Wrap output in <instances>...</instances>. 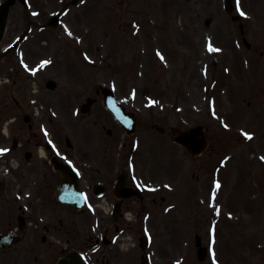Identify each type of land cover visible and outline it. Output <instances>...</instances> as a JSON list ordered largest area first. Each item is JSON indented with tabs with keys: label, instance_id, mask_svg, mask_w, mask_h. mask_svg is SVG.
<instances>
[{
	"label": "rangeland",
	"instance_id": "1",
	"mask_svg": "<svg viewBox=\"0 0 264 264\" xmlns=\"http://www.w3.org/2000/svg\"><path fill=\"white\" fill-rule=\"evenodd\" d=\"M62 1L30 0L29 10L47 12L56 7L58 11ZM71 1L65 0L71 8L68 23L72 36L66 37L63 27L50 32L45 48L47 56L59 58L62 70L59 90L65 98L75 97L74 107L81 105L88 93L95 97L101 86H107L137 113L140 123L135 137L140 143L136 151L141 155L135 156V160L141 156L147 160L138 162L139 169L157 161L154 174L158 173L155 179L158 192H152L156 202L149 208L155 222L150 223L148 233L154 241L158 264H189L191 247L196 251V234L205 245L210 244L211 237H217L212 251L218 257L209 254V264L215 263L214 258L219 261L221 255L222 264H228L239 246L243 249L242 264H264V140L260 139L258 127L264 115L258 114L259 105L254 111L250 109L264 97V82L253 84L248 72L251 84L246 90L241 88L237 94L234 87L230 91L246 116L253 113L248 126H237L232 120L237 109L225 112L227 106H222L230 98L223 94L222 75L215 81L211 63L218 52L207 51L204 46L210 36L217 49L231 44L236 49L228 56L225 52L224 60H249L248 53L236 45L243 44L241 35L239 39L229 36L232 31L227 36L232 24L228 22L224 0H82L75 6ZM234 2L237 4V0ZM29 10L16 4L10 20L15 22L14 18ZM238 11L245 13L242 17L246 37L259 55V50L264 49V0H239ZM77 14L82 18L74 20ZM207 18L213 20L208 29L204 24ZM16 29L19 27L9 22L5 37L12 38ZM81 32L90 33V38L79 42L75 35ZM62 34L64 41L60 38ZM10 56L0 51L2 75L12 74L8 65L20 68ZM49 76L56 78L52 72ZM97 98L100 100L87 116H79L77 110L73 115L68 111L70 106L63 113L66 125H76L73 122L77 121L78 128L64 132L81 149L89 146L86 122L91 121L93 129L88 128L92 134L102 131L101 123L92 124L98 115L96 107H101V95ZM215 104L217 109L212 111ZM221 115L231 125L229 130L221 128ZM106 124L113 128L111 123ZM153 124L165 127L168 133L159 134L152 129ZM198 124L207 127L210 143L202 155L194 157L172 141L169 129L182 130ZM238 127H242V133ZM243 131L252 139H247ZM221 159L227 162L217 176ZM213 179L219 180V189L214 187ZM168 196L166 201L162 200ZM66 214L81 221L89 220L88 210L80 213L68 209ZM86 231L81 228V235H86Z\"/></svg>",
	"mask_w": 264,
	"mask_h": 264
},
{
	"label": "flooded vegetation",
	"instance_id": "2",
	"mask_svg": "<svg viewBox=\"0 0 264 264\" xmlns=\"http://www.w3.org/2000/svg\"><path fill=\"white\" fill-rule=\"evenodd\" d=\"M47 14L27 11L14 18L15 22L9 21L19 27L12 33L17 34L18 30L21 33L6 39L10 46L20 38L14 44L17 47L11 45L4 49V56L10 54L11 61L20 68L8 65L12 74H0V149H7L0 155V264H58L68 253L76 251L85 254L86 264H137L138 253L142 258L146 250L140 245L131 251H125V247L130 244L128 233L136 232L144 221L141 218L145 207L141 203L146 197L138 189L139 196L131 198L117 197L116 193L122 195L127 188L135 191L144 184L143 178L152 182L156 166L150 162L144 169L140 168L142 171L139 169L138 162L147 160L143 156L135 160L141 154L129 141L132 135H128L102 101L92 121L93 125L101 123L102 131L90 132L89 146L85 149L75 142L66 143L63 113L66 106L72 112L75 97L65 98L59 90L62 75L59 58H48V51L42 45L43 40L49 43V32L54 31L48 26ZM87 36L83 33L81 40ZM60 38L64 41V35ZM232 48V44L224 45L223 51H232ZM223 56V52L218 53L221 59L215 61V69L220 68L226 97H235L234 93L230 95L234 87L237 94L241 88L246 90L251 84L248 72L253 84H257L254 76L260 69L252 64L250 67L249 60H222ZM46 61L50 63L41 67ZM51 72L58 79L51 78ZM50 81H53L51 85ZM99 100L95 98L91 112ZM257 105L258 114L264 115V97L250 109L254 111ZM222 106H227L225 112H228L233 105L226 102ZM107 122L113 128L107 127ZM90 125L88 121L85 127ZM258 126L260 139L264 140V117ZM67 127L77 128L69 123ZM5 128L9 139L4 137ZM65 159L72 161L74 168L83 174L72 183L77 182L89 193L88 221L66 214L68 209L84 211L63 204L56 197ZM128 210L134 212L136 222L129 220L132 212ZM81 228L87 229L86 235H81ZM147 250L156 260L154 244L147 243ZM197 264L209 263L206 259ZM235 264L242 262L238 259Z\"/></svg>",
	"mask_w": 264,
	"mask_h": 264
},
{
	"label": "water",
	"instance_id": "3",
	"mask_svg": "<svg viewBox=\"0 0 264 264\" xmlns=\"http://www.w3.org/2000/svg\"><path fill=\"white\" fill-rule=\"evenodd\" d=\"M15 2V0H9L7 3L3 4L1 6L2 11L4 12V15L1 17L0 19V39L4 33V29H5V24L3 23V20L5 18V14L8 10V8ZM230 0H228V5H229ZM0 8V9H1ZM229 9H231V7H229ZM2 22V23H1ZM110 102H113L117 105L116 100L114 99L113 95H110L108 97ZM116 112H119V109L117 106L114 107ZM177 141L183 143L184 145H186L193 154H197L199 152H201L205 146H206V141L204 139V137L202 136L201 133V127H197V128H193L190 130H185L182 131L178 137H177Z\"/></svg>",
	"mask_w": 264,
	"mask_h": 264
},
{
	"label": "snow or ice",
	"instance_id": "4",
	"mask_svg": "<svg viewBox=\"0 0 264 264\" xmlns=\"http://www.w3.org/2000/svg\"><path fill=\"white\" fill-rule=\"evenodd\" d=\"M237 4H238V6H239V0H237ZM240 15H241V16H244L245 13H244L243 11H241V12H240ZM208 50H209L210 52H219V51H220V49H217V48L212 47L211 42H209V44H208ZM158 55H159V54H158ZM161 59H163L162 56H161ZM47 63H50V62H49V61L43 62V63L41 64V67H43L44 64H47ZM152 103H155V102H152ZM46 135H47V133H46ZM245 135H246V138H247V139H252V136H251L250 134H245ZM6 151H7V149H0V155H3ZM262 159H264V158H262ZM219 187H220V185H219V183H217V184H216V188L219 189ZM214 195H215V194H214Z\"/></svg>",
	"mask_w": 264,
	"mask_h": 264
}]
</instances>
